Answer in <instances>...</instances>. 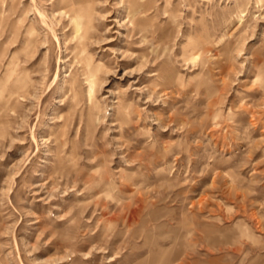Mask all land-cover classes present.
Here are the masks:
<instances>
[{"label": "rangeland", "instance_id": "374dc122", "mask_svg": "<svg viewBox=\"0 0 264 264\" xmlns=\"http://www.w3.org/2000/svg\"><path fill=\"white\" fill-rule=\"evenodd\" d=\"M82 1L0 0V264H264V0Z\"/></svg>", "mask_w": 264, "mask_h": 264}, {"label": "bare ground", "instance_id": "6f19581e", "mask_svg": "<svg viewBox=\"0 0 264 264\" xmlns=\"http://www.w3.org/2000/svg\"><path fill=\"white\" fill-rule=\"evenodd\" d=\"M62 3H64V5L65 6H69V5H72V4H75V2H73V0H60ZM77 1V0H76ZM82 1V0H81ZM88 1V0H87ZM141 1L142 0H130V1H128L129 3V7H128V18H129V21L132 23V24H134V23H136V24H138V25H143L144 23H146L149 19L146 17V10H143V4L141 3ZM151 1V0H150ZM83 2V1H82ZM86 2V1H85ZM148 2H149V0H148ZM59 3V2H58ZM57 3V4H58ZM81 3V2H80ZM79 3V4H80ZM87 3V2H86ZM77 4V3H76ZM75 4V5H76ZM147 4V1H145V5ZM81 5V4H80ZM58 6V5H57ZM83 6H85V5H83ZM148 7H149V5H147ZM71 7V6H70ZM73 7H74V5H73ZM72 7V8H73ZM67 8V7H66ZM76 8H78V6L76 7ZM84 8V7H83ZM68 9H70V8H68ZM80 9H81V7H80ZM88 9H90L89 7H88ZM83 10V9H82ZM57 11V10H56ZM59 11H60V9H59ZM64 11V10H63ZM81 11V10H80ZM84 11H85V8H84ZM40 12V11H39ZM65 12V11H64ZM77 12V11H76ZM79 12V11H78ZM77 12V13H78ZM86 12H88L87 10H86ZM90 13V12H89ZM67 14V13H66ZM69 14V13H68ZM39 17H41V18H43L44 19V16L41 14V13H39ZM87 15V14H86ZM69 16V18H70V20L71 21H73V20H75V16L74 15H68ZM66 17V16H65ZM80 17H82V16H80ZM17 18V17H16ZM20 19V18H19ZM46 19V18H45ZM17 20V19H16ZM15 21V20H14ZM19 21H21V19L20 20H18L17 22H16V24L19 22ZM66 21V20H65ZM42 22H43V20H42ZM46 21H44V23H45ZM74 22V21H73ZM13 24H14V22H12ZM129 24V23H128ZM131 24V25H132ZM47 25V24H46ZM67 25H69V24H67ZM139 26V27H140ZM146 26V25H145ZM14 27V26H13ZM16 27V26H15ZM143 27V26H142ZM50 28V27H49ZM141 28V27H140ZM152 28V27H151ZM72 29V28H71ZM80 30H81V27H80V24L79 23H77V24H75V31H74V33H75V35H77L79 32H80ZM31 29H29V30H27V34L28 35H31ZM52 31V30H51ZM50 31V32H51ZM141 31H143V29H141ZM53 32V31H52ZM161 33V32H160ZM71 34V33H70ZM54 35V34H53ZM73 36V35H72ZM69 37V36H68ZM71 37V36H70ZM167 38V37H166ZM78 39V38H77ZM58 41V40H57ZM79 41V40H78ZM24 43V42H23ZM27 43H29V42H27ZM74 48V47H73ZM72 48V49H73ZM70 49V48H69ZM72 49H71V51H72ZM158 53V52H157ZM156 54V53H155ZM162 54V53H161ZM157 56V55H156ZM155 59V58H154ZM21 61V60H20ZM73 62V61H72ZM24 63V62H23ZM22 63V64H23ZM25 64V63H24ZM33 65V64H32ZM25 66V65H24ZM28 66V65H27ZM30 68H31V66H29ZM29 68V69H30ZM28 69V68H27ZM28 69V70H29ZM84 69H86V68H84ZM15 71V70H14ZM16 72V71H15ZM13 73V72H12ZM86 73V72H85ZM27 74H28V72H27ZM156 74V73H155ZM87 75H88V78H92L93 77V75H91L89 72L87 73ZM159 77H160V75H158ZM75 78V77H74ZM56 79V78H55ZM25 80V79H24ZM31 80V79H30ZM30 82V81H29ZM72 82V81H71ZM88 82V81H87ZM11 83V82H10ZM16 83V88H15V90L14 91H8V93L6 94L7 95V98H9V99H13V97H15V96H17L18 97V95H19V92H20V90H22L23 88H24V84H23V82L21 81V80H18V81H16L15 82ZM31 83V82H30ZM73 84H74V82H73ZM30 85V84H29ZM81 85V84H80ZM32 86V85H31ZM77 86V85H76ZM79 89H80V87H79ZM78 90V89H77ZM76 91V90H75ZM21 95V94H20ZM21 97H22V95H21ZM73 101V100H72ZM89 104H91V103H89ZM13 107V106H12ZM34 140H35V138L34 137H32Z\"/></svg>", "mask_w": 264, "mask_h": 264}]
</instances>
